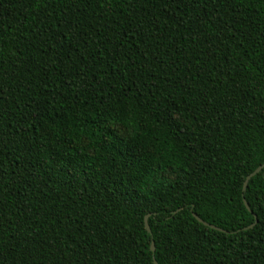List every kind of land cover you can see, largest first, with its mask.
Masks as SVG:
<instances>
[{
	"label": "trees",
	"instance_id": "obj_1",
	"mask_svg": "<svg viewBox=\"0 0 264 264\" xmlns=\"http://www.w3.org/2000/svg\"><path fill=\"white\" fill-rule=\"evenodd\" d=\"M261 165L264 0H0V264H264Z\"/></svg>",
	"mask_w": 264,
	"mask_h": 264
},
{
	"label": "water",
	"instance_id": "obj_2",
	"mask_svg": "<svg viewBox=\"0 0 264 264\" xmlns=\"http://www.w3.org/2000/svg\"><path fill=\"white\" fill-rule=\"evenodd\" d=\"M263 167H264V165L258 166L253 172H251L249 175L246 176V178H245V180H244V182H243V188H242L243 191L245 190V188H246V186H247V183H248V181L250 180V178L253 177L254 175H256L257 173H259L260 170H261ZM244 205H245V207L249 210V208H248V206H247V204H246L245 201H244ZM192 216H193V217H194L199 223L203 224L204 226L209 227V228H211V229H213V230H217V231H219V232H224V230H222V229H220V228H218V227H215L214 225H211V224H208V223L202 221V220H201L196 214H192ZM147 218H148V215H146V216L144 217L143 222H144V227H145L147 233H150V229H149V226H148V223H147ZM254 223H256V220H255ZM254 223L251 224V225H249V226H247V227L244 228V229L247 230V229L251 228V227L254 225ZM150 249H151V252H154V246H153V243H151ZM153 264H157L156 261H155L154 259H153Z\"/></svg>",
	"mask_w": 264,
	"mask_h": 264
}]
</instances>
